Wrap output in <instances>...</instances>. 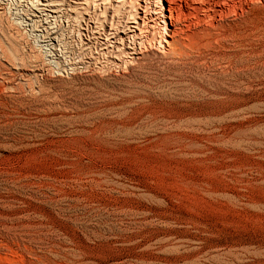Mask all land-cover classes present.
I'll use <instances>...</instances> for the list:
<instances>
[{"label": "rangeland", "instance_id": "374dc122", "mask_svg": "<svg viewBox=\"0 0 264 264\" xmlns=\"http://www.w3.org/2000/svg\"><path fill=\"white\" fill-rule=\"evenodd\" d=\"M0 13V264H264V22L244 71L216 46L103 74L77 21L33 13L47 62Z\"/></svg>", "mask_w": 264, "mask_h": 264}, {"label": "bare ground", "instance_id": "6f19581e", "mask_svg": "<svg viewBox=\"0 0 264 264\" xmlns=\"http://www.w3.org/2000/svg\"><path fill=\"white\" fill-rule=\"evenodd\" d=\"M12 1L28 6L27 9L23 6L22 10L26 16L31 17L29 20L32 22L35 19L33 13L43 16L48 11L59 19L64 15L63 21L66 27L70 21H74L72 25L77 21V38L74 40L77 43L76 49L83 52L92 49L96 51L97 69L103 74L112 68L122 70L130 69L132 66L140 67L147 62L150 64L149 61L153 58H171L176 54L180 55L179 57L181 55L186 57L194 48L213 49L216 46L224 49L225 52L220 58L231 69L244 71L250 67L251 60L244 52H235V49L241 45L240 40L241 42L242 39L252 41L263 33L260 23L264 22V0H0V5H6ZM3 16L13 27L19 28L24 34L30 36L24 30V24L20 20ZM60 35L56 44L59 52L62 53L64 48L61 44L64 46L66 44L63 34ZM13 38L14 41L15 38ZM33 42L42 53L41 60L50 62L54 57L60 56L55 53L57 52L56 44L53 46L54 55H52L36 41ZM11 45L8 44V46ZM253 55L255 57V54ZM71 67L72 65H67L68 69ZM253 68L255 71V67ZM254 77L257 78L256 75ZM218 80L214 83L217 91L229 90L225 88L222 80Z\"/></svg>", "mask_w": 264, "mask_h": 264}, {"label": "built area", "instance_id": "2783aa9c", "mask_svg": "<svg viewBox=\"0 0 264 264\" xmlns=\"http://www.w3.org/2000/svg\"><path fill=\"white\" fill-rule=\"evenodd\" d=\"M0 8H1L0 11L3 10V12H5L6 17L10 16V18H12V19L20 20L21 23L24 24V26H23L24 30L28 33V35H30V40L33 39L31 37V34L29 33V31H30L29 25L32 23V21L29 20V19H31V17L29 15L26 16L25 12H23V10H22L23 6L19 2L12 1V2L7 3L6 5H1ZM43 20H44V18H43ZM52 53H53V51H52Z\"/></svg>", "mask_w": 264, "mask_h": 264}]
</instances>
